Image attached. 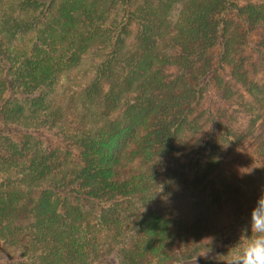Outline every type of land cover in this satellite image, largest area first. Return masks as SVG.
<instances>
[{
	"label": "trees",
	"instance_id": "1",
	"mask_svg": "<svg viewBox=\"0 0 264 264\" xmlns=\"http://www.w3.org/2000/svg\"><path fill=\"white\" fill-rule=\"evenodd\" d=\"M0 175V264H227L264 195V0H0Z\"/></svg>",
	"mask_w": 264,
	"mask_h": 264
},
{
	"label": "clouds",
	"instance_id": "2",
	"mask_svg": "<svg viewBox=\"0 0 264 264\" xmlns=\"http://www.w3.org/2000/svg\"><path fill=\"white\" fill-rule=\"evenodd\" d=\"M163 191L161 186L160 192ZM227 264H264V195L250 212L243 238L228 252Z\"/></svg>",
	"mask_w": 264,
	"mask_h": 264
},
{
	"label": "rangeland",
	"instance_id": "3",
	"mask_svg": "<svg viewBox=\"0 0 264 264\" xmlns=\"http://www.w3.org/2000/svg\"><path fill=\"white\" fill-rule=\"evenodd\" d=\"M257 39V37L256 36H252V40L253 41H255ZM256 73L257 72H259V70H257V71H255ZM3 176L2 175H0V180H1V178H2ZM38 193H39V190H34L33 191V197H36L37 195H38ZM95 206V205H94ZM93 215V214H92Z\"/></svg>",
	"mask_w": 264,
	"mask_h": 264
}]
</instances>
